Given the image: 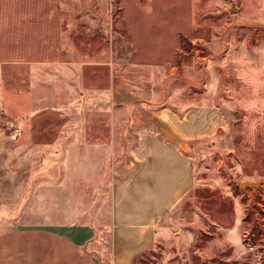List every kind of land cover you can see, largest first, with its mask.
<instances>
[{"label":"rangeland","instance_id":"obj_1","mask_svg":"<svg viewBox=\"0 0 264 264\" xmlns=\"http://www.w3.org/2000/svg\"><path fill=\"white\" fill-rule=\"evenodd\" d=\"M18 93L0 228L85 223L105 256L136 130L212 107L223 129L190 142L194 188L131 264H264V0H0V105Z\"/></svg>","mask_w":264,"mask_h":264},{"label":"crops","instance_id":"obj_2","mask_svg":"<svg viewBox=\"0 0 264 264\" xmlns=\"http://www.w3.org/2000/svg\"><path fill=\"white\" fill-rule=\"evenodd\" d=\"M26 99L16 94L14 111L7 101L0 105V145L8 138L4 129L8 118L25 116ZM217 111L201 106L183 114L162 110L149 128L136 130L126 159L112 170L105 256L97 253L91 225L68 220L0 228V264H131L151 247L162 223L194 188L189 145L223 129Z\"/></svg>","mask_w":264,"mask_h":264},{"label":"built area","instance_id":"obj_3","mask_svg":"<svg viewBox=\"0 0 264 264\" xmlns=\"http://www.w3.org/2000/svg\"><path fill=\"white\" fill-rule=\"evenodd\" d=\"M20 136H21V130L15 129V130H13L12 135H10V138L11 139H16V138H18Z\"/></svg>","mask_w":264,"mask_h":264}]
</instances>
